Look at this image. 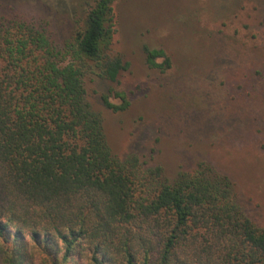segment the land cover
<instances>
[{
	"label": "trees",
	"instance_id": "1",
	"mask_svg": "<svg viewBox=\"0 0 264 264\" xmlns=\"http://www.w3.org/2000/svg\"><path fill=\"white\" fill-rule=\"evenodd\" d=\"M115 1L88 3L60 43L0 10V264H264V227L227 175L199 162L169 180L112 153L86 85L129 66L113 52ZM143 50L150 68L170 67L163 49ZM99 97L129 107L126 91Z\"/></svg>",
	"mask_w": 264,
	"mask_h": 264
},
{
	"label": "rangeland",
	"instance_id": "2",
	"mask_svg": "<svg viewBox=\"0 0 264 264\" xmlns=\"http://www.w3.org/2000/svg\"><path fill=\"white\" fill-rule=\"evenodd\" d=\"M92 1L0 0V10L60 43ZM114 13L113 52L129 66L116 82L86 85L112 153L137 154L169 180L206 162L264 227V0H116ZM145 45L163 49L170 67L150 68ZM108 88L126 91V110L103 106Z\"/></svg>",
	"mask_w": 264,
	"mask_h": 264
}]
</instances>
